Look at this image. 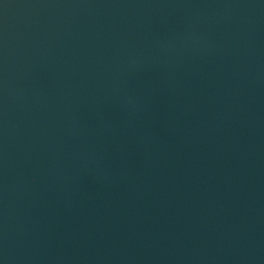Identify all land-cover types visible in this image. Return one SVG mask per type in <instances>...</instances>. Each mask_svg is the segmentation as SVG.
Instances as JSON below:
<instances>
[{
    "label": "water",
    "instance_id": "obj_1",
    "mask_svg": "<svg viewBox=\"0 0 264 264\" xmlns=\"http://www.w3.org/2000/svg\"><path fill=\"white\" fill-rule=\"evenodd\" d=\"M0 264H264V0H0Z\"/></svg>",
    "mask_w": 264,
    "mask_h": 264
},
{
    "label": "snow or ice",
    "instance_id": "obj_2",
    "mask_svg": "<svg viewBox=\"0 0 264 264\" xmlns=\"http://www.w3.org/2000/svg\"><path fill=\"white\" fill-rule=\"evenodd\" d=\"M0 115H2V113H0Z\"/></svg>",
    "mask_w": 264,
    "mask_h": 264
}]
</instances>
